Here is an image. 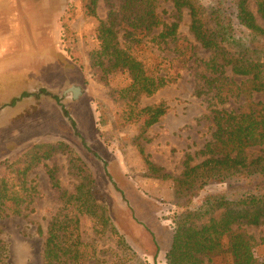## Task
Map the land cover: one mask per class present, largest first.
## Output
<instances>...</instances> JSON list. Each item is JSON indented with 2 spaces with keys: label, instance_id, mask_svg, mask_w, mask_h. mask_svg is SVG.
<instances>
[{
  "label": "rangeland",
  "instance_id": "obj_1",
  "mask_svg": "<svg viewBox=\"0 0 264 264\" xmlns=\"http://www.w3.org/2000/svg\"><path fill=\"white\" fill-rule=\"evenodd\" d=\"M85 1L2 0L4 9L12 5L7 10L15 20L10 27L3 23V36L10 39L3 44L1 71L0 180L8 179L22 201L17 207L9 201L0 210L4 264H43L44 236L50 224L69 211L62 209L60 190L72 192L81 180L70 162L74 157L91 172L113 225L141 261L166 264L173 219L182 208L176 205L172 178L162 179L157 177L160 172L149 171L140 149L164 172L177 176L187 153L194 163L203 159L197 152L214 130L211 108L237 110L243 104L239 98L211 104L215 99H210L211 91L198 75L204 72L200 61L210 53L189 32V16L183 9L175 40L153 43L149 35L137 33L134 38L139 41L132 42L133 54L144 61L148 72L173 79L152 95H140L138 104L164 101L166 113L143 135L137 124L121 125L118 116L126 99L118 91L130 83V76L124 69L102 74L91 63V53L98 47V20L84 17ZM111 2L118 7V0ZM199 2L209 4V0ZM250 7L255 12L252 1ZM108 9L104 0H98L99 18H105ZM156 12L166 23L177 15L167 0H157ZM24 15L31 25L24 26ZM225 73L230 75L229 68ZM71 86L79 87L75 98L67 91ZM199 87L205 93L197 96ZM252 99L264 101V96L254 94ZM49 144L55 149L44 153ZM263 149L264 145L252 146L246 153L254 157ZM50 171L60 189L53 186ZM244 187L248 186L212 180L192 205L208 193ZM242 227L259 242L255 263L264 261V223ZM99 228L96 232L90 217L79 216L76 232L87 244L82 255L85 264H113L120 256L130 257L108 225ZM227 241L223 237L221 251L205 257L208 264H233Z\"/></svg>",
  "mask_w": 264,
  "mask_h": 264
},
{
  "label": "trees",
  "instance_id": "obj_2",
  "mask_svg": "<svg viewBox=\"0 0 264 264\" xmlns=\"http://www.w3.org/2000/svg\"><path fill=\"white\" fill-rule=\"evenodd\" d=\"M104 1L109 7L105 18L97 15L98 0H86L83 15L98 20V47L91 53V63L101 69L102 74L116 69L129 73L130 83L118 91L126 99L124 110L118 116L121 125L137 124L139 135H143L166 113L164 101L138 104L140 95H152L173 79L148 72L144 61L133 54L132 42L139 41L134 38L137 33L149 35L153 43L175 40L183 9L189 16V32L210 53L208 59L200 61L204 72L198 75L211 91L210 99H215L211 104L243 100L237 110L211 108L214 130L197 152L203 159L194 163L187 153L177 176L164 172L140 149L149 171L160 172L157 177L162 179L172 178L176 205L182 208L173 219L166 264H208L205 257L209 259L221 251L223 237L228 239L233 264H264V261L255 263L254 248L259 242L242 227L264 223V149L254 157L246 153L249 147L264 145V101L252 99L254 94L264 96V0H209V4L199 0H167L177 10L171 23L160 19L156 12L157 0H118L117 8L111 0ZM251 1L255 12L250 7ZM158 27L161 30L154 33ZM70 54L75 58V52ZM226 68L230 75L225 73ZM234 76L241 79L236 81ZM204 93L201 87L195 89L197 96ZM54 149L55 146L49 144L44 153ZM71 161L81 180L72 192L60 190L62 209L69 211L62 219L52 222L44 236L43 264H85L82 255L87 244L76 232L81 215L91 218L96 232L101 231L99 227L108 225L116 243L129 251L130 257H117L118 261L113 264H130L129 259L134 261L132 264H146L113 225L84 162L78 157ZM49 176L53 186L60 189L52 171ZM212 180L243 183L248 187L208 193L192 205L194 197ZM15 192L8 179L0 180V210L9 201H14L16 207L22 203ZM5 251L0 239V264L5 263Z\"/></svg>",
  "mask_w": 264,
  "mask_h": 264
},
{
  "label": "crops",
  "instance_id": "obj_3",
  "mask_svg": "<svg viewBox=\"0 0 264 264\" xmlns=\"http://www.w3.org/2000/svg\"><path fill=\"white\" fill-rule=\"evenodd\" d=\"M10 1V0H9ZM7 7V6H6ZM5 7V8H6ZM12 5H9L7 9H10ZM3 8L2 5V0H0V86L2 84L1 81V71H2V60H3V44L5 43L6 39H10L8 34H5L3 36V23L7 26L10 27V25L13 23L11 18V13L10 10H7ZM27 14V12H25ZM15 20V18L13 19ZM22 22L24 23V26H28V23L31 25L30 20H28V16L24 15L23 18H21ZM9 43H7L8 46Z\"/></svg>",
  "mask_w": 264,
  "mask_h": 264
},
{
  "label": "water",
  "instance_id": "obj_4",
  "mask_svg": "<svg viewBox=\"0 0 264 264\" xmlns=\"http://www.w3.org/2000/svg\"><path fill=\"white\" fill-rule=\"evenodd\" d=\"M67 91H70L72 93L73 98H75L80 90L78 86H71L67 89Z\"/></svg>",
  "mask_w": 264,
  "mask_h": 264
}]
</instances>
